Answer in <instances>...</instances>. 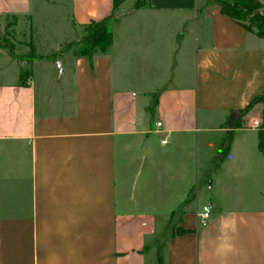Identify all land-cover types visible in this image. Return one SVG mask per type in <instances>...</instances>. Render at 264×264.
I'll return each instance as SVG.
<instances>
[{"label": "crops", "instance_id": "crops-1", "mask_svg": "<svg viewBox=\"0 0 264 264\" xmlns=\"http://www.w3.org/2000/svg\"><path fill=\"white\" fill-rule=\"evenodd\" d=\"M109 15L90 66L66 44ZM6 17L41 58L22 85L0 46V264H156L161 237L163 264H264L263 103L235 113L264 91V38L216 0H0ZM181 206L189 231L164 237Z\"/></svg>", "mask_w": 264, "mask_h": 264}, {"label": "trees", "instance_id": "trees-1", "mask_svg": "<svg viewBox=\"0 0 264 264\" xmlns=\"http://www.w3.org/2000/svg\"><path fill=\"white\" fill-rule=\"evenodd\" d=\"M219 4L220 12L222 14L227 15L231 19L235 20L238 24H240L243 28L247 31H250L257 35L258 37L264 38V14L261 12V9L264 7V3L261 0H216ZM149 0H136L135 7H141L147 5ZM113 16L109 15L103 19L97 21H91L86 24L84 27L86 29V34L80 40V48L75 51L76 55L85 56L88 58L90 66L93 64V55L97 51L105 52L108 47L111 45L113 41ZM30 51L25 56H17L15 55L12 50L10 53L13 57L18 60L24 62L23 66L20 70V82L22 85H26L29 77L32 74V63L33 61L40 59L41 56L36 53V49L34 46L30 45ZM156 97L153 98L149 108L154 109L156 105ZM262 102L263 103V116L262 122L258 126L259 128V147H264V139H263V129H264V91L262 94L256 95L249 104L244 108L237 112H235L239 117H241L244 113L248 111V109L255 103ZM231 123L234 126H238L239 123L234 122L233 120ZM230 142V137H227L224 144L223 149L221 152V156L219 161L223 160L225 155L228 151V146ZM194 189L189 190L187 195V199L185 203L188 202L190 196L192 195ZM184 205V204H183ZM183 214L182 206L179 207L177 210L171 212L170 218L176 215V227L171 231L170 236L175 234H184L187 233L189 230L177 226V223L180 221ZM157 243V263L156 264H163V256H162V247L164 242L161 244Z\"/></svg>", "mask_w": 264, "mask_h": 264}, {"label": "rangeland", "instance_id": "rangeland-1", "mask_svg": "<svg viewBox=\"0 0 264 264\" xmlns=\"http://www.w3.org/2000/svg\"><path fill=\"white\" fill-rule=\"evenodd\" d=\"M136 1V0H135ZM14 22L13 17L0 18V46L7 47L17 56H25L30 51V45L34 46L33 41H29L27 35L16 33L10 26ZM86 34L85 27L80 29V34L77 35L75 41L67 43L66 46L74 45L76 49L80 48V40ZM35 47V46H34ZM37 53V52H36ZM32 68V66H31ZM176 215L168 220V223L164 229V237L168 235L174 227H176ZM163 237L158 240V243L161 244Z\"/></svg>", "mask_w": 264, "mask_h": 264}, {"label": "built area", "instance_id": "built-area-1", "mask_svg": "<svg viewBox=\"0 0 264 264\" xmlns=\"http://www.w3.org/2000/svg\"><path fill=\"white\" fill-rule=\"evenodd\" d=\"M254 124L258 127L260 124H258L256 121L254 122ZM157 126L161 125V122L158 121L156 122ZM162 143H165V140L161 141ZM209 212H210V207L209 206H204L203 210L199 213L201 215L202 218L206 219L209 216Z\"/></svg>", "mask_w": 264, "mask_h": 264}, {"label": "water", "instance_id": "water-1", "mask_svg": "<svg viewBox=\"0 0 264 264\" xmlns=\"http://www.w3.org/2000/svg\"><path fill=\"white\" fill-rule=\"evenodd\" d=\"M57 65H59V62H57Z\"/></svg>", "mask_w": 264, "mask_h": 264}]
</instances>
